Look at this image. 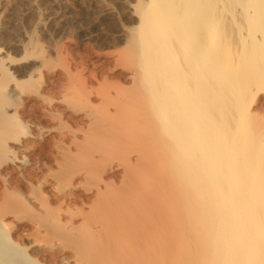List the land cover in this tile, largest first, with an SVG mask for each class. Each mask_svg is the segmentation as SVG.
Segmentation results:
<instances>
[{"label": "bare ground", "instance_id": "bare-ground-1", "mask_svg": "<svg viewBox=\"0 0 264 264\" xmlns=\"http://www.w3.org/2000/svg\"><path fill=\"white\" fill-rule=\"evenodd\" d=\"M135 14L110 57L130 87L0 83V264H38L8 218L76 264H264V0H138Z\"/></svg>", "mask_w": 264, "mask_h": 264}, {"label": "rangeland", "instance_id": "rangeland-1", "mask_svg": "<svg viewBox=\"0 0 264 264\" xmlns=\"http://www.w3.org/2000/svg\"><path fill=\"white\" fill-rule=\"evenodd\" d=\"M137 4L138 0H0V83L10 88L17 80H38V91L46 97L57 96L58 79L68 75L76 81L81 80L82 84L87 78L95 86L110 81L130 87L127 68L110 61L125 48L130 38L128 33L137 27ZM98 58L104 62L97 63ZM43 67L46 71L41 74L39 71ZM75 88L79 90L83 86L76 83ZM252 113L264 116V95ZM34 162L43 169L36 175L37 180L42 178L48 165L45 157ZM3 183L0 177V188ZM15 186L10 192L15 200L20 199L27 217L31 211L27 209V212L28 207L23 206L26 204L24 196L31 193V184L22 181ZM17 194L22 197L17 198ZM47 201L52 207L57 204L56 200L47 198ZM13 219L6 220L10 224L6 231L10 232V240L19 241L18 245L26 249L29 258L38 264H76L70 252L64 254L61 250L49 249L47 245H51V241L55 243L53 239L29 236L31 229L23 226L18 230L17 220ZM11 226L15 227L14 231Z\"/></svg>", "mask_w": 264, "mask_h": 264}]
</instances>
